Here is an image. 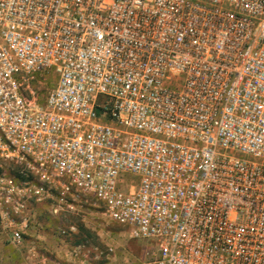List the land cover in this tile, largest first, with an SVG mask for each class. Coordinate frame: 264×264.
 I'll use <instances>...</instances> for the list:
<instances>
[{"label": "built area", "instance_id": "1", "mask_svg": "<svg viewBox=\"0 0 264 264\" xmlns=\"http://www.w3.org/2000/svg\"><path fill=\"white\" fill-rule=\"evenodd\" d=\"M6 161L41 181L0 170L10 241L56 192L145 242L45 264H264V0H0Z\"/></svg>", "mask_w": 264, "mask_h": 264}, {"label": "rangeland", "instance_id": "2", "mask_svg": "<svg viewBox=\"0 0 264 264\" xmlns=\"http://www.w3.org/2000/svg\"><path fill=\"white\" fill-rule=\"evenodd\" d=\"M57 76L52 71H43L41 75L37 74L33 80V86L36 90V96L41 98L46 92L55 85ZM0 170L7 174H16L20 170L25 172L24 177L35 184L40 185L41 181L37 176L27 170L26 164L15 161H6L0 167ZM137 180L136 177H133ZM58 193L53 192V198H45L40 202L32 203L29 211L30 222L26 237L38 236L51 248L56 244L63 247L62 242L65 239L71 241L81 240L86 244H105L106 242L117 245V247H128L133 250L139 249L144 241L138 240L135 243L129 240L123 227L108 219L103 208L93 199H78L72 207L58 201ZM65 199L63 202H67ZM19 221L20 217H14ZM0 217V232L8 233ZM49 248V249H50Z\"/></svg>", "mask_w": 264, "mask_h": 264}, {"label": "crops", "instance_id": "3", "mask_svg": "<svg viewBox=\"0 0 264 264\" xmlns=\"http://www.w3.org/2000/svg\"><path fill=\"white\" fill-rule=\"evenodd\" d=\"M28 237L23 243L16 244L9 240L7 233L0 232V264H45L49 257L69 258V243H61L64 249L60 244L49 249L38 236Z\"/></svg>", "mask_w": 264, "mask_h": 264}, {"label": "trees", "instance_id": "4", "mask_svg": "<svg viewBox=\"0 0 264 264\" xmlns=\"http://www.w3.org/2000/svg\"><path fill=\"white\" fill-rule=\"evenodd\" d=\"M12 175L17 176V177H20V178H22V179L28 178V177H24V176H22V175L19 174V173L12 174ZM72 243H74V244H80V243H81V240H79V239H78V240H75V241L72 240Z\"/></svg>", "mask_w": 264, "mask_h": 264}]
</instances>
